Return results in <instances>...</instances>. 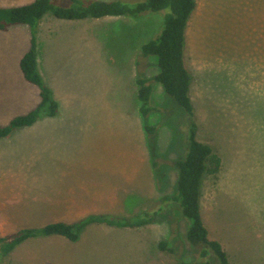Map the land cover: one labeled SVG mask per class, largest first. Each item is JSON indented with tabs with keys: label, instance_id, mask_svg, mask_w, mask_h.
Here are the masks:
<instances>
[{
	"label": "rangeland",
	"instance_id": "rangeland-1",
	"mask_svg": "<svg viewBox=\"0 0 264 264\" xmlns=\"http://www.w3.org/2000/svg\"><path fill=\"white\" fill-rule=\"evenodd\" d=\"M168 12L83 21L46 15L39 71L59 114H42L0 139V238L92 214L134 218L161 209L154 223L91 224L78 242L31 239L0 256V264H200L180 204L163 201L177 193L176 162L188 151L193 123L197 140L223 163L202 188L210 239L224 245L231 264H264V0H197L185 46L193 120L154 81L159 58L142 52L162 33ZM31 38L29 25L0 31V127L41 103L40 88L20 66ZM141 78L153 84L157 111L148 117L141 112ZM162 241L172 253L159 248Z\"/></svg>",
	"mask_w": 264,
	"mask_h": 264
},
{
	"label": "trees",
	"instance_id": "trees-1",
	"mask_svg": "<svg viewBox=\"0 0 264 264\" xmlns=\"http://www.w3.org/2000/svg\"><path fill=\"white\" fill-rule=\"evenodd\" d=\"M197 8V0H142L136 4L129 1L114 0H69L64 5L61 0H34L21 6H0V31H6L14 25H29L32 31L30 48L21 60V70L27 82L40 88L41 103L30 113L15 118L10 125L0 127V139L6 138L18 128L34 125L42 114L55 117L59 114L60 104L56 101L53 91L45 84L39 71L38 32L40 23L48 14L66 21H83L107 17H129L141 19L150 14L169 10L165 16L164 29L154 40L142 47L145 57L159 58V74L154 78L161 83L167 93L188 114L195 119L196 111L191 99L193 77L185 59L186 32L190 19ZM141 112L148 117L157 108L152 104L153 84L151 80H138ZM149 134L157 131L154 127H146ZM197 125L193 123L189 137V147L183 159L176 162L179 170L177 193L166 197L164 203L173 201L181 206V216L190 222L188 240L200 250L204 260L200 264H214L209 253L212 252L219 264H231L228 253L222 243L210 239V231L202 216V188L207 176L216 177L222 170V159L209 145L196 138ZM147 211L134 218L113 217L92 214L85 219L69 223L52 222L40 228H24L0 238V256L8 257L19 246L31 239L58 236L71 242L81 240L86 227L91 224H106L118 228H138L154 223L160 213ZM159 248L163 252L172 253L168 241H162ZM202 248V249H201ZM209 258L208 260H206Z\"/></svg>",
	"mask_w": 264,
	"mask_h": 264
},
{
	"label": "crops",
	"instance_id": "crops-1",
	"mask_svg": "<svg viewBox=\"0 0 264 264\" xmlns=\"http://www.w3.org/2000/svg\"><path fill=\"white\" fill-rule=\"evenodd\" d=\"M34 0H32V2H33ZM31 3V2H30ZM27 4H29V3H27ZM21 5H25V4H21ZM21 5H11V6H3V7H12V6H21Z\"/></svg>",
	"mask_w": 264,
	"mask_h": 264
}]
</instances>
